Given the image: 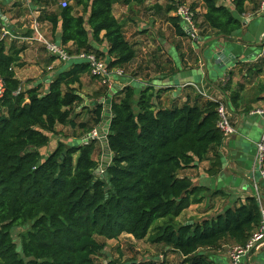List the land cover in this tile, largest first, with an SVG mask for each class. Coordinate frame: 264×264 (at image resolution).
Returning a JSON list of instances; mask_svg holds the SVG:
<instances>
[{
	"label": "trees",
	"instance_id": "16d2710c",
	"mask_svg": "<svg viewBox=\"0 0 264 264\" xmlns=\"http://www.w3.org/2000/svg\"><path fill=\"white\" fill-rule=\"evenodd\" d=\"M30 1L25 6L16 4L19 9L14 18L30 17L36 11L40 22L50 24L56 42L54 35L61 25L58 43L70 55L86 52L106 57L110 69H125L138 57L136 42L128 39L125 24L115 15L116 0H68L66 7L57 6L60 0ZM147 1L124 0V4ZM186 1L167 0L150 8L170 25L171 37L176 39L168 43L170 49L164 44L158 48L160 55L151 54L149 68L155 76L151 72L141 76L142 70L129 72V78L145 81L146 86L125 84L109 97L112 119L105 141L111 156L100 176L95 174L101 166L95 158L97 138L81 145H66L59 139L49 154L40 152L50 145V135L57 133L58 126L70 127L74 136L82 139L102 125L104 104L96 102L91 111L86 106L77 111L84 104L81 90L85 76H93L89 63L74 62L45 89L41 85L23 88L16 67L22 65L26 43L7 42L0 16V76L7 87L0 100V264H135L100 259L104 243L98 237L118 239L123 234L162 244L165 250L184 257L181 264H219L214 257L210 260L211 254L204 255L205 250L245 245L259 229L261 205L254 194L235 199L210 218L178 220L210 193L186 170L207 161L205 173L219 175L227 139L218 125L221 100L206 98L191 87L184 102L167 105L162 96L170 89L154 84L179 70L174 59L182 62V69H194L185 64L183 50V41L189 42L192 36L182 17L174 14ZM262 1L233 0L235 12L218 0H195L189 8L201 37H229L242 28L240 17L247 12V4L257 12ZM191 41L188 45L198 66L199 57L192 47L195 42ZM92 42L106 44L107 51ZM235 67L237 71L232 70L230 77L238 73L245 81L247 76L264 73V58L239 62ZM93 78L102 82L95 97L107 96L108 84L102 77ZM232 81L223 86L227 91ZM244 89L245 84L238 81L229 91L235 109L240 107ZM173 95L176 99L179 92ZM85 110L90 114L83 120ZM28 222L32 228L19 251L11 230Z\"/></svg>",
	"mask_w": 264,
	"mask_h": 264
},
{
	"label": "crops",
	"instance_id": "0c3cea01",
	"mask_svg": "<svg viewBox=\"0 0 264 264\" xmlns=\"http://www.w3.org/2000/svg\"><path fill=\"white\" fill-rule=\"evenodd\" d=\"M25 2L30 4L31 1L0 0V8L3 9L2 15L4 17H2L1 23H3V25L5 26H9L10 28H15V30L19 29L27 31L26 29L28 28L29 24L31 25L30 17L25 14L24 16H21L19 20H17V18H14L17 10L19 9L16 4ZM218 3L227 5L233 12H235L233 0H218ZM25 5L26 3L23 6ZM251 7L252 5L248 3L247 12L240 17L243 22L242 28L232 36L226 37L223 35H214L207 38H202L194 44V48H198L199 57L198 66L196 68L182 69V62H180L181 64H179V62L174 59L176 67L179 70L177 71L176 69L175 74L169 78L162 79V81L160 79H156V81L154 82V84H156L157 86L171 88L169 92L172 93L173 99V92L182 90L183 86L188 85L189 87L192 86L196 88L200 92L202 91L203 94L205 93L207 96H211L223 101L227 105L228 112L234 126L237 128V132L236 134L227 137L224 143V147L222 150L224 167L222 172L217 176H208L205 173V170L209 163L207 161H204L202 163H199L198 166L194 168L197 170V175H190L187 173L190 177H192L195 183L199 185H205L209 188V200L211 199V195H213L214 199H216L220 203H224L226 201L225 206L227 204H231L237 198L244 199L246 196L251 194H254V196L258 198L260 203L264 205V178L258 171L252 170V163L254 162L257 151V142L260 139L263 131L262 119L260 118V116L258 118V114H255L254 112L256 111V109L260 108L264 102V73L253 78L247 76V79H245V81L238 73H234L233 78H231L229 75L232 70H235V72L237 71L235 66L239 62L251 63L259 58H264V13H261L260 11L252 12ZM32 12L34 13V11ZM42 26L44 27L45 32L51 37L52 33L50 24L46 22L42 23ZM26 36L27 34H21L19 36L22 37V40H24L23 43H26V49L24 52L29 50L32 51V47H35L34 44L40 45L39 43H36L34 41H25L24 37ZM144 36L147 37V34H145ZM54 37L58 42L61 41V25L58 27V30L56 31ZM173 38L174 37H172V39ZM139 41L140 42H137L138 55V51H140L141 53L143 47L144 49H146L145 51L148 52L149 50H147V42H143V40ZM160 41V44H164V41L162 39ZM19 44H21V42ZM92 44L97 48H101L104 51H107V48H105L103 45H96L95 42H92ZM170 47L172 46L169 45V47H165V49L168 50L170 49ZM208 51H211L210 58L206 57V52ZM24 52H22L21 54V64L26 61L23 56ZM33 53L35 56L33 61L37 64L44 65V63H42L44 57L38 52V49L36 47ZM49 56L52 57L54 61L48 62V66L47 68H45L51 70L45 80L46 86L57 76V74L69 69L68 67L55 68V64L58 62L60 63V60H58L56 57L51 56L50 54ZM144 57L145 58H143L142 60H138V57L136 58V62L135 64H133V69L135 70V72H140L142 70L140 72L141 76H145L147 72H151L152 77L155 76L154 71H151V68H149L150 58L146 59L147 56ZM173 57H176V59L179 57L178 53L175 50ZM76 61L77 60H73V62ZM209 61L211 67L214 68V72L212 73H210L209 71ZM61 62L62 64L65 63V65H68L66 64L68 61ZM19 67H16V71ZM216 69H225V73L222 76H218L219 74ZM159 74L161 75L163 73L159 72ZM128 75L130 76V74H127L125 76L126 78H123L122 81L115 80V76H113L112 79L115 80V86L123 87V85L125 84H134L136 87H141V85H147L145 81H141L140 79H131ZM17 76L20 78L18 71ZM228 80H233L231 89L235 87V84L238 81H241L245 84V89L241 93L239 101L240 107L238 109H235V107L230 102L229 91H231V89L227 91L223 87ZM41 83L42 81L39 80L37 82V85ZM137 84H140V86H137ZM33 86L36 85H30L27 87ZM101 87L102 82L99 79L94 78L92 82L84 85L83 88L85 89H82L83 91L81 90V96L84 98V104L79 106L77 111H82L84 106L88 108L90 107L91 111L98 100L104 101L105 99L103 97L105 96L98 98L93 97V94L97 92ZM43 89H45V87H43ZM95 89L96 91L93 92ZM190 90H192V88ZM84 92H86L88 95H86ZM183 93L184 92H179V96H177V99L180 98ZM90 96H92V98H89ZM186 97L183 98L181 102H184L186 100ZM106 103L107 100L104 101V104ZM247 108H250L249 112L245 111V109ZM85 111L86 112L84 113L90 114L89 110ZM107 124L108 122L106 121L104 124V128L107 127ZM254 134H256L255 138ZM85 138L84 140L82 139L83 142L86 140ZM222 196H225L224 200L222 199ZM263 252V249L254 251L250 259H246L243 264H258L257 258L261 254L264 256ZM214 259L219 264H230V258L228 259V256L226 257L222 255H215Z\"/></svg>",
	"mask_w": 264,
	"mask_h": 264
},
{
	"label": "rangeland",
	"instance_id": "374dc122",
	"mask_svg": "<svg viewBox=\"0 0 264 264\" xmlns=\"http://www.w3.org/2000/svg\"><path fill=\"white\" fill-rule=\"evenodd\" d=\"M63 1H67V3H68V0H60L57 6H62L61 4ZM165 1H167V0H148L143 5H137V4L136 5H126V4H124V0H116V2H115V7H114L115 15L125 24L126 36L128 37V39L132 42H136L137 45H138L137 42H140L139 40H143V42L144 41L147 42V50H149V51L146 52L145 51L146 49H144V47L141 50V53H140V51H138L139 52L138 60H142L143 58H145L144 56H147L146 59H148L151 57V54L152 55L153 54L160 55L161 51L158 50V48L160 46L163 47L164 44L168 48L169 47L168 43L171 42L172 40H175V37L173 39H172L173 36L171 37V29L172 28L170 27V25L165 20L158 19V16H156L154 14V10L150 9L153 6V4H156L158 2L164 3ZM194 1L195 0H187L185 4H186V6H190L191 3ZM199 8L202 10L201 5ZM34 14L32 12V15H34V16L38 15L37 12H35V11H34ZM30 22H31V18H30ZM2 25H3V23H2ZM3 26H4L5 30L10 29L9 26H7V25L6 26L3 25ZM42 29L44 30L43 26H42ZM5 30H2L1 32H5ZM26 30L27 31L19 30V29L15 30V28H14V31L6 33L7 42H10L12 39H14L15 36H17L15 34H25L26 35V33H29V32L30 33L27 34L28 36H31L33 34L32 27L30 24ZM143 31L148 32L147 37H145L143 35V33H144ZM47 37L51 38L48 34H47ZM161 37L165 41L164 44H162V43L160 44V42H161L160 38ZM191 38L192 39H189V42L191 40H193L195 43L198 41V40H195L193 37H191ZM14 40H16V41L18 40L17 41L18 43L24 42V40H22V39H14ZM199 40H201V36H200ZM189 42L183 41V48H184L183 50L186 53V57L184 58V61H185V64H187V65L192 64V66L195 68L197 66V64H195L196 63L195 59H193V57H192L193 53H191L192 48H190V45H188ZM34 45L38 49V52L44 57V59L42 61V63H44V65L37 64L33 61V59L35 58L34 53H33L35 47H32V51L29 50V51H26L23 53L24 59L26 61H24L22 63V65L19 68H17V71L19 72V76H20V79L22 81L23 88H26L27 86H30V85H37V82L39 80L42 81V83H43V84L41 83L39 85H42L43 87L47 88V86L45 85V80H46V77H48V74L51 70L45 69V68H47L48 62H53L54 59L49 56V53L45 47H43L42 45H37V44H34ZM103 46L105 48H107L105 44ZM192 47L194 50V54L198 55V48L195 49L193 44H192ZM155 50H157V51H155ZM153 51H155V52H153ZM210 55H211V51L206 52L207 58H210ZM215 55H216V52H215ZM135 62H136V59L129 67H127L125 69L123 68L124 76L114 75L115 80L122 81L123 78H126L125 75L129 74V72L134 73L135 71H133L132 69L134 66L133 64H135ZM73 63H74L73 60H69L66 63L68 65H65V63L62 64V62L60 61V63L58 62L55 64V66H56L55 68H63V67L69 68ZM216 70L219 74L218 76H222L225 73V69H216ZM209 71H210V73L214 72V68L211 67L210 61H209ZM92 80H93V77L85 76L84 84L85 85L89 84L90 82H92ZM115 80L112 79V81H111L112 88H110V86L108 85L109 96L110 95L113 96V93H115L117 91V89H119V87L115 86V84H114ZM30 83H32V84H30ZM137 86H140V84H137ZM141 87H142V85H141ZM188 87H189L188 85L183 86L182 90H179L178 92H184V93L181 95L180 98H178V99L176 98L175 100L173 99L171 92H169V91L164 92V94L162 96L163 101L166 102L167 105L172 104L173 102L182 103L181 101L183 100V98H185L188 94L191 93L190 89L192 86L189 88ZM162 88L164 90L171 89L169 87H164V86H162ZM174 88H176V87H174ZM84 89L85 88H83V90ZM95 91H96V89L93 92H95ZM197 92H198V90H197ZM84 93L86 95H88L86 92H84ZM95 93L93 94L94 95L93 97H95ZM200 93L202 94V92H200ZM204 94H203V96L208 98ZM90 95H91V93H90ZM89 98H92V96H90ZM110 103H111V99L107 98V104H110ZM88 117H89V114L84 113L83 116L81 117V119L85 120ZM258 118H259V116H258ZM255 137H256V134H254V138ZM59 139L65 140L66 145H69V144L81 145L83 143V140H84V138H82L83 140L80 138H76L74 136L73 130L70 127L58 126L57 133L50 135V145L40 149L41 153H43V156H46L47 154H49L56 147ZM85 141L87 142V140H85ZM109 153L110 152H109V148L107 146L106 141L103 139H98V141L96 142L95 158L99 161L101 166L96 170V175L100 176L103 174V165L107 164V160H109L108 159ZM194 168H196V167H193L189 170H186V172L190 175H197V170ZM196 177H198V176H196ZM209 196H210V193L207 194L203 198L201 203L193 204L191 207H189L178 218V220L180 222H185V221L190 220V219H195L198 221V220H202L205 218H210L212 216H215L219 211H221L223 209L226 201L224 203H222V202L220 203L216 199H214L213 195H211V199L209 200ZM222 199L224 200L225 196H222ZM162 223L163 222L161 221L160 224H162ZM31 228H32V222H28V223L23 224V225H16L12 228V230H11L12 235H13L14 241L16 242V244L18 246L19 251L21 250L24 237L27 236V234L31 230ZM152 232H154V231H152ZM98 240L101 243H104V248L102 249L101 255H100V259L104 260V261L119 259V261H121V262L133 261V262H135V264H149L150 262H155V264H181V263H185V262H183L184 257L179 255L178 253L170 251V250H165L164 247L162 246V244L157 243V242H153V241H149L147 239L137 240L128 234H123L118 239H108V238L98 237ZM231 250H232V246H224L219 251L205 250L204 255L207 256L208 254H211V255H209V256H211L210 260H212V258L215 255H222V256H226V257L228 256V259H229ZM263 259H264V256L261 254L257 258L258 264H263ZM245 260L246 259H244V261ZM244 261H243V263H244Z\"/></svg>",
	"mask_w": 264,
	"mask_h": 264
},
{
	"label": "built area",
	"instance_id": "2783aa9c",
	"mask_svg": "<svg viewBox=\"0 0 264 264\" xmlns=\"http://www.w3.org/2000/svg\"><path fill=\"white\" fill-rule=\"evenodd\" d=\"M63 7L68 5L67 1H63L61 4ZM259 11L264 13V0L261 3ZM34 14V13H33ZM176 15L182 17L184 21V28L186 32L192 36L195 40H199L200 35L198 32V28L195 25L194 21V12L190 10L189 6H181L175 12ZM35 15V14H34ZM30 15L31 18V27L33 34L31 36L24 37L25 41H34L39 43L43 47L46 48L48 53L56 57L58 60L66 62L69 60H77L89 63L91 74L93 76L102 77L104 83H107L110 88H112L111 81L114 75L123 76L124 70L122 68H112L108 67L106 60L102 57L97 56L94 53H80L78 55H70L68 51L64 48L61 43L54 41L52 38L47 37V33L42 29V22H40L37 16ZM5 30V28L3 29ZM9 30H5L3 35L9 33ZM14 39H22V37L15 36ZM7 92V87L5 81L0 76V100L4 98ZM206 95V94H204ZM207 96V95H206ZM208 98L215 100V98ZM106 101V98H104ZM104 101H101L104 103ZM219 112V121L218 125L220 129L223 131L224 135L227 137L236 134L237 128L234 126L230 114L228 112L227 105L222 101L218 106ZM258 114L263 122V131L260 139L257 142V151L254 158V162L252 163V170L258 171L261 176L264 178V102L262 106L254 112ZM104 122L99 127V129H95L90 135L89 139H103L106 140L107 133L106 128H104ZM102 129V131H101ZM88 139V136L85 138ZM260 202V201H259ZM261 215L262 220L259 229L252 235L250 240L245 245H235L232 246V250L230 252V264H243L244 259H250L251 254L258 250H264V205L261 204Z\"/></svg>",
	"mask_w": 264,
	"mask_h": 264
},
{
	"label": "water",
	"instance_id": "95a60500",
	"mask_svg": "<svg viewBox=\"0 0 264 264\" xmlns=\"http://www.w3.org/2000/svg\"><path fill=\"white\" fill-rule=\"evenodd\" d=\"M0 16L1 17H3V15H2V13H0ZM4 18V17H3ZM203 37H201V39H202ZM220 55V54H219ZM222 55V54H221ZM110 104H107V106H106V108H105V110H104V122H108V124H107V127H106V129H107V133H108V130H109V127H110V122H111V119H112V110H111V108H110ZM109 148V147H108ZM111 156V154L109 153L108 154V157H110ZM95 174H96V172H95Z\"/></svg>",
	"mask_w": 264,
	"mask_h": 264
},
{
	"label": "clouds",
	"instance_id": "9594fccd",
	"mask_svg": "<svg viewBox=\"0 0 264 264\" xmlns=\"http://www.w3.org/2000/svg\"><path fill=\"white\" fill-rule=\"evenodd\" d=\"M121 88H122V86H121ZM107 96H108V98H109L111 95L109 96V93H108V95H107ZM107 96H105V97H103V98H106V100H107ZM98 102H99V103H102L100 100H99ZM102 104H104V103H102ZM104 106H105V108H106V106H107V103H106V104H104ZM103 122H104V121H103ZM103 122H102V123H103ZM104 123H105V122H104ZM105 132L107 133V129H106V131H105ZM106 143H107V146H108V142H106Z\"/></svg>",
	"mask_w": 264,
	"mask_h": 264
}]
</instances>
